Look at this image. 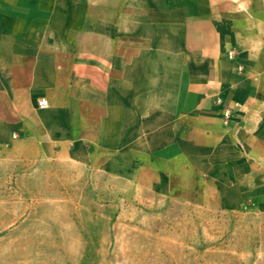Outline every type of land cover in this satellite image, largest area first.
<instances>
[{
  "label": "crops",
  "instance_id": "0c3cea01",
  "mask_svg": "<svg viewBox=\"0 0 264 264\" xmlns=\"http://www.w3.org/2000/svg\"><path fill=\"white\" fill-rule=\"evenodd\" d=\"M3 159L264 207V0H0Z\"/></svg>",
  "mask_w": 264,
  "mask_h": 264
},
{
  "label": "rangeland",
  "instance_id": "374dc122",
  "mask_svg": "<svg viewBox=\"0 0 264 264\" xmlns=\"http://www.w3.org/2000/svg\"><path fill=\"white\" fill-rule=\"evenodd\" d=\"M0 264H264V207L3 159Z\"/></svg>",
  "mask_w": 264,
  "mask_h": 264
},
{
  "label": "built area",
  "instance_id": "2783aa9c",
  "mask_svg": "<svg viewBox=\"0 0 264 264\" xmlns=\"http://www.w3.org/2000/svg\"><path fill=\"white\" fill-rule=\"evenodd\" d=\"M228 56H232V52H228ZM37 104L40 107L46 106L47 105V100L45 98H41L40 100L37 101ZM230 116V109L229 108H224L222 112V121L227 122L228 117Z\"/></svg>",
  "mask_w": 264,
  "mask_h": 264
}]
</instances>
